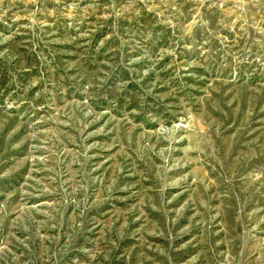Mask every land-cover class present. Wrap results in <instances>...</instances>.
I'll return each instance as SVG.
<instances>
[{
	"label": "rangeland",
	"instance_id": "1",
	"mask_svg": "<svg viewBox=\"0 0 264 264\" xmlns=\"http://www.w3.org/2000/svg\"><path fill=\"white\" fill-rule=\"evenodd\" d=\"M0 264H264V0H0Z\"/></svg>",
	"mask_w": 264,
	"mask_h": 264
}]
</instances>
